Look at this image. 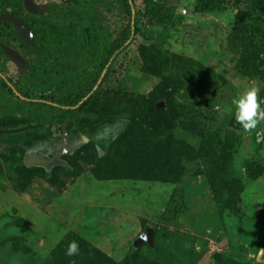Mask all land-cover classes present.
I'll use <instances>...</instances> for the list:
<instances>
[{"label": "rangeland", "instance_id": "obj_1", "mask_svg": "<svg viewBox=\"0 0 264 264\" xmlns=\"http://www.w3.org/2000/svg\"><path fill=\"white\" fill-rule=\"evenodd\" d=\"M26 1L22 0L21 14L45 18L52 14L57 24L70 20L75 11L69 0H33L43 7L41 12L27 10ZM154 4L171 22L165 27L141 18L134 43L116 61L114 79L116 88L130 99L134 100L132 94L155 93L152 102L133 101L138 112L118 116L114 106L93 109L91 120L100 119L102 124L84 129L77 123L72 131L67 125L66 134L64 125L12 130L11 123L17 120L0 123V264H43L59 246L76 238L85 244L80 248L97 247L121 262L147 228L154 229L153 244L137 247L145 261L264 264L258 261L264 249V122L244 130L232 105L237 94L252 85L260 87L264 100V75L246 73L240 61L243 46L231 39L238 21L240 26L252 22L264 30V0H154ZM100 5L111 32L129 24L123 0H103ZM134 6L136 13L151 8L145 0H135ZM5 22L17 33L4 30L0 42L26 62L21 65L8 55L2 68L20 82L18 69L26 74L38 60L28 47L36 37L29 24L33 43L15 23ZM65 39L50 40L51 49L42 60L60 59ZM255 41L263 44L264 37L255 35ZM163 51L176 57L175 62L184 57L212 72L211 83L200 88L205 94L198 89L189 93L192 82L189 87L172 84L167 97L162 77L144 72L145 64L158 62L154 58L159 60ZM195 119L206 128L199 129ZM138 132L142 139L172 138L168 149L187 173L177 180L173 175L176 181H143L148 166L140 162ZM123 138L127 141L122 144ZM116 142L127 151L123 162L112 151ZM64 148L68 152L60 154ZM128 170H135L136 177L128 178ZM220 253L224 255L217 259Z\"/></svg>", "mask_w": 264, "mask_h": 264}, {"label": "trees", "instance_id": "obj_2", "mask_svg": "<svg viewBox=\"0 0 264 264\" xmlns=\"http://www.w3.org/2000/svg\"><path fill=\"white\" fill-rule=\"evenodd\" d=\"M17 1L0 0V13L18 15L31 26L35 33L36 42L33 46L29 45L28 47L31 52L34 51L38 54V60L32 65L33 67L31 65L28 67L29 70L26 74L24 73L25 75L22 74L24 71L19 68L21 80L14 82L5 74L6 72H3L5 67H2L9 56L0 45V123L17 120L15 124L11 123L10 128L12 130L27 129L32 125L38 128H53L55 126L61 128L67 124L72 131L77 123L84 129L88 126L102 124L100 119L98 121L91 120L95 119V114L91 113L93 109L102 107L106 110L114 106L116 108L114 113L118 116L124 111L138 112L137 108L133 106L135 105L133 101L139 104L142 103L141 101L147 104L152 102L155 93L151 94L150 97L132 94L129 96L134 97V100L130 99L127 94H122L116 88L114 79L116 77V61L134 43L136 32L141 30L140 23L143 22L141 18L145 17L152 24L165 27L171 22V18L163 17L159 10L154 9V0H145L148 8L151 7L150 10L138 11L137 13L134 10L135 0H123L125 5L122 11L129 15V24L120 30L114 29L112 32L104 25L105 16L100 10V3L103 0H69V3L75 6V11L70 20L65 21V23L64 20L63 22L61 20L62 24H57L52 18V14L51 17L46 18L45 16L21 14V12L25 13V9H23L22 0ZM11 6L16 9L20 7V9L16 11ZM239 23L238 21L236 32L231 39H237L240 46H243L240 61L243 63L244 70L247 74L264 75V41L263 44L255 41V35L264 37V30L252 22L243 23L242 26ZM10 29L15 30L13 34L16 35L17 31L14 26L12 27V23L0 24L1 40L4 39V30L9 31ZM60 37L66 38L62 44V57L55 62L42 60V55L51 49L50 40ZM26 53L32 55V53ZM159 58V60L157 57L154 58L158 62H147L144 72L162 77L168 86L167 97H170V93H172L169 90L172 84L189 87L192 82L195 84L189 87V93L196 92L198 89L197 93L205 94L204 89L200 91V88L211 83L212 72L204 64L200 63L196 66L184 57L179 62H175L176 57L168 55L165 51ZM144 59L147 60L146 56ZM21 119L22 123L20 122ZM92 121L96 123H92ZM193 122H199V129L206 128L202 124L200 126L198 119L193 120ZM132 130L133 128L129 131L132 137H135ZM138 133H141V135H136V138L140 139H136L139 146L137 151L141 155L140 162L144 166H148L147 170L144 171L147 179L141 178L143 181L169 182L177 180L184 173H187V167L168 149V145L172 143V138H159L158 140L150 137L142 139L144 138L142 132ZM128 136L129 134H125L124 138L130 139L127 138ZM126 139L122 140V144L127 141ZM129 141L132 142L133 139ZM122 144L119 145L116 142L112 148L113 153L121 162L127 158V151ZM221 149L225 150L223 147ZM138 154L132 153L131 156ZM128 171L130 175L128 178L136 177L135 170ZM173 175H176L177 178L174 179ZM232 181L235 184V180ZM216 198L217 200L221 199V197ZM75 241L80 244L79 247L85 246L83 240L76 238ZM63 246L67 247L69 244L59 246L45 258L43 264H68V261H82L84 264H156L157 262L156 260L154 262L145 261L143 256L138 255L140 251L134 245L128 256L121 262L113 260L94 246L89 250L80 248L76 256L68 257L66 255L67 250L60 251ZM222 255L224 254H217V259ZM221 264L232 263L227 261L226 263L221 262Z\"/></svg>", "mask_w": 264, "mask_h": 264}, {"label": "clouds", "instance_id": "obj_3", "mask_svg": "<svg viewBox=\"0 0 264 264\" xmlns=\"http://www.w3.org/2000/svg\"><path fill=\"white\" fill-rule=\"evenodd\" d=\"M260 91L259 86L252 85L239 92L232 100L235 119L246 131L255 129L261 122H264V100L260 98ZM143 238L147 239V235L145 234ZM79 251V243L72 241L67 248L66 255L73 257Z\"/></svg>", "mask_w": 264, "mask_h": 264}, {"label": "water", "instance_id": "obj_4", "mask_svg": "<svg viewBox=\"0 0 264 264\" xmlns=\"http://www.w3.org/2000/svg\"><path fill=\"white\" fill-rule=\"evenodd\" d=\"M26 8L29 11L32 12H41L43 10V7L41 6H36L33 3V0H27L26 1ZM5 21H11L13 23H15L24 33V35L26 36L27 40L30 43L34 42V34L32 32V29L30 28V26L28 24H26L22 19H20L19 17L11 14V13H2L0 14V24L1 22H5ZM0 45L3 47L4 52L7 55H10L11 57H13L15 60H17V62L19 64H24L26 62V59L16 50L12 49L11 47H8L4 44H2L0 42ZM101 82V80H100ZM67 124H64L63 129L65 134L67 133L66 130ZM65 142H67V138L65 137ZM68 152L67 148H64L60 154H65ZM40 163H44L42 160L39 161ZM147 235V239H144L143 236ZM153 237H154V229L153 228H147L134 242V247H138L140 246L142 243H149V244H153ZM258 261L261 263H264V249L261 251L260 255L258 256Z\"/></svg>", "mask_w": 264, "mask_h": 264}]
</instances>
